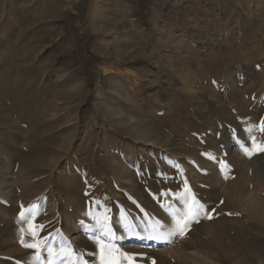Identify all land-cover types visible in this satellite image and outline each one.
Wrapping results in <instances>:
<instances>
[{"label":"rangeland","instance_id":"obj_1","mask_svg":"<svg viewBox=\"0 0 264 264\" xmlns=\"http://www.w3.org/2000/svg\"><path fill=\"white\" fill-rule=\"evenodd\" d=\"M262 122L264 0H0V264H264Z\"/></svg>","mask_w":264,"mask_h":264},{"label":"snow or ice","instance_id":"obj_2","mask_svg":"<svg viewBox=\"0 0 264 264\" xmlns=\"http://www.w3.org/2000/svg\"><path fill=\"white\" fill-rule=\"evenodd\" d=\"M261 131L264 132V122H262ZM260 150L264 151V147H261ZM245 152L248 153L249 155L251 154L248 149H245ZM188 193L189 195H191L190 189H188ZM192 200L194 201V197H192ZM186 207H187V212L184 214L183 217L177 220V226L180 228L181 233L188 227L189 220L197 219L199 215L204 212L203 206L199 205L198 202L194 206L192 203H189L186 200ZM208 218H211V216L209 215ZM97 242L99 243V241ZM25 246L29 248L37 247L36 244H30V245H25ZM102 252H103V248H102ZM55 255L57 254L54 253L51 248H48L49 264H53L52 258ZM107 255L108 256L111 255V249L108 250ZM67 264H87V262L77 258L76 260L68 259ZM101 264H118V261L115 259L106 260L105 256L102 255Z\"/></svg>","mask_w":264,"mask_h":264},{"label":"built area","instance_id":"obj_3","mask_svg":"<svg viewBox=\"0 0 264 264\" xmlns=\"http://www.w3.org/2000/svg\"><path fill=\"white\" fill-rule=\"evenodd\" d=\"M132 1H135V2H147L149 0H132Z\"/></svg>","mask_w":264,"mask_h":264},{"label":"bare ground","instance_id":"obj_4","mask_svg":"<svg viewBox=\"0 0 264 264\" xmlns=\"http://www.w3.org/2000/svg\"><path fill=\"white\" fill-rule=\"evenodd\" d=\"M130 99V98H129ZM129 99H126L127 101H129Z\"/></svg>","mask_w":264,"mask_h":264},{"label":"crops","instance_id":"obj_5","mask_svg":"<svg viewBox=\"0 0 264 264\" xmlns=\"http://www.w3.org/2000/svg\"><path fill=\"white\" fill-rule=\"evenodd\" d=\"M152 1V0H151ZM139 3H141V2H139ZM143 3V2H142Z\"/></svg>","mask_w":264,"mask_h":264}]
</instances>
